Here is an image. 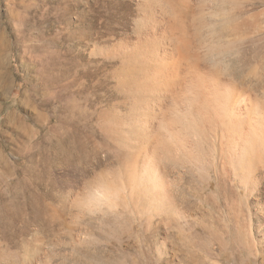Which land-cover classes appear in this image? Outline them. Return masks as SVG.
Returning <instances> with one entry per match:
<instances>
[{
	"label": "rangeland",
	"instance_id": "374dc122",
	"mask_svg": "<svg viewBox=\"0 0 264 264\" xmlns=\"http://www.w3.org/2000/svg\"><path fill=\"white\" fill-rule=\"evenodd\" d=\"M0 264H264V0H0Z\"/></svg>",
	"mask_w": 264,
	"mask_h": 264
},
{
	"label": "bare ground",
	"instance_id": "6f19581e",
	"mask_svg": "<svg viewBox=\"0 0 264 264\" xmlns=\"http://www.w3.org/2000/svg\"><path fill=\"white\" fill-rule=\"evenodd\" d=\"M226 91L223 90V92L219 95V96H210V97H205V96H199L198 98L195 99V102H197L198 104H201L203 101H207L209 102L210 100L213 101L214 106H217V112H221V114L224 112L226 105L224 104V98L226 97V93H224ZM211 103V102H210ZM237 109H235L236 111ZM195 111H197V109H195ZM239 111V110H238ZM191 113V112H190ZM193 113V112H192ZM238 116V115H237ZM230 137V136H229ZM245 137V136H244Z\"/></svg>",
	"mask_w": 264,
	"mask_h": 264
}]
</instances>
